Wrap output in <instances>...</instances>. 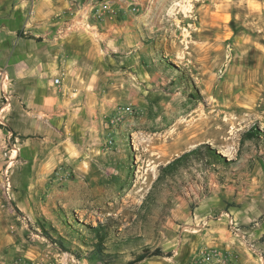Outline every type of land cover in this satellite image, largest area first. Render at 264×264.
<instances>
[{
	"label": "rangeland",
	"instance_id": "374dc122",
	"mask_svg": "<svg viewBox=\"0 0 264 264\" xmlns=\"http://www.w3.org/2000/svg\"><path fill=\"white\" fill-rule=\"evenodd\" d=\"M105 1L133 24L90 58L98 86L81 89L80 131L27 138L40 166L12 164L9 197L0 189V259L66 251L85 258L76 264H103L88 255L103 234L110 261L126 264L180 235L231 264H264V0Z\"/></svg>",
	"mask_w": 264,
	"mask_h": 264
},
{
	"label": "crops",
	"instance_id": "0c3cea01",
	"mask_svg": "<svg viewBox=\"0 0 264 264\" xmlns=\"http://www.w3.org/2000/svg\"><path fill=\"white\" fill-rule=\"evenodd\" d=\"M117 4L105 0H76L72 5L65 0H0V72L6 75L4 80L0 78V103L2 87L11 93L2 111L6 124L0 131L7 130L13 139L21 140L19 158L13 161L21 172L36 169L43 158L34 147H26L27 138L68 137L80 131L78 122L82 119L74 113L75 104L84 106L83 100L88 97L81 89L98 86L87 79L88 67H95L90 58L99 55L101 40L116 38L117 32H125L120 25L133 24V18ZM55 77L60 79L57 84L53 82ZM77 94L81 100L76 103L73 96ZM78 112L82 114V108ZM54 157L57 155L45 164L51 166ZM183 240L179 235L178 243L157 242L152 247L170 252V256H150L136 264H187L200 246L197 239L193 243ZM224 244L220 245L230 247ZM30 256L37 258L36 253ZM84 259L77 258L78 263ZM239 261L245 264V256Z\"/></svg>",
	"mask_w": 264,
	"mask_h": 264
},
{
	"label": "built area",
	"instance_id": "2783aa9c",
	"mask_svg": "<svg viewBox=\"0 0 264 264\" xmlns=\"http://www.w3.org/2000/svg\"><path fill=\"white\" fill-rule=\"evenodd\" d=\"M34 0H29V2H33ZM69 4H73L76 0H65ZM6 75L3 76V73L0 72V78H4ZM55 84L60 82L58 77L53 79ZM2 86V84H1ZM11 93L2 87L1 93V103H0V129L3 130L5 127L6 120L3 116V108L11 99ZM0 131V189L3 190V193L6 197H9V189H10V177H9V170L15 160L16 153L19 151L17 145V139L11 140V133L5 130V133ZM229 216L228 213H226ZM231 224V220L229 221ZM231 230L236 233V228L231 227ZM36 235L30 232V238H34ZM77 259L74 255L70 252L60 251V252H47L44 255H40L37 258L33 259H24V260H14L11 263H5L0 259V264H76ZM188 264H231L230 260L228 259L227 255L224 254L218 248H210L205 249L201 248L196 253H194Z\"/></svg>",
	"mask_w": 264,
	"mask_h": 264
},
{
	"label": "trees",
	"instance_id": "16d2710c",
	"mask_svg": "<svg viewBox=\"0 0 264 264\" xmlns=\"http://www.w3.org/2000/svg\"><path fill=\"white\" fill-rule=\"evenodd\" d=\"M247 135L250 137H253V129H250L247 132ZM189 152H184L182 154H180L179 156H177L176 158H174L172 161H170L169 163L165 164L164 166H162L160 168V172L164 175V174H168L169 172H172L174 170L177 169V167L187 159V157L189 156ZM216 156V153H213ZM53 231H55L54 229H52ZM46 234V233H45ZM48 237H50L48 234H46ZM104 238L105 236L103 234H97L96 236V241L93 244L92 249L88 252V255H94L98 260L102 261L103 264H111L110 259L114 257L113 254H110L107 251V248L105 247L104 244ZM52 239V238H51ZM53 240V239H52ZM63 239L59 238L57 240H53V242H56L58 244V248L60 249H66L64 244H63ZM77 256H79L78 254H76ZM150 256H162V257H168L170 256V252H164L162 251L159 247H151V248H143L140 252H138L137 254H135L133 256V258H131L130 260H128L126 262V264H136L137 262L141 261L142 259L146 258V257H150Z\"/></svg>",
	"mask_w": 264,
	"mask_h": 264
}]
</instances>
